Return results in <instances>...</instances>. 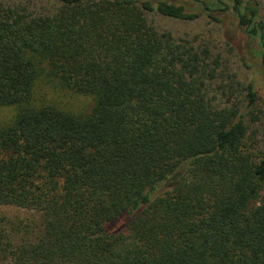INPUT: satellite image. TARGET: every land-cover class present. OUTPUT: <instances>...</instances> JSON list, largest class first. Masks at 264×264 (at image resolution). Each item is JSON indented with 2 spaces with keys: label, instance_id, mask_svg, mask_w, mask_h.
Returning a JSON list of instances; mask_svg holds the SVG:
<instances>
[{
  "label": "trees",
  "instance_id": "16d2710c",
  "mask_svg": "<svg viewBox=\"0 0 264 264\" xmlns=\"http://www.w3.org/2000/svg\"><path fill=\"white\" fill-rule=\"evenodd\" d=\"M196 2L0 3V110H14L0 122V205L42 222L19 241L0 221V264H264L256 86L230 75L215 104L219 60L149 17L194 20ZM229 2L263 49L256 3ZM42 85L93 106L46 103Z\"/></svg>",
  "mask_w": 264,
  "mask_h": 264
},
{
  "label": "rangeland",
  "instance_id": "374dc122",
  "mask_svg": "<svg viewBox=\"0 0 264 264\" xmlns=\"http://www.w3.org/2000/svg\"><path fill=\"white\" fill-rule=\"evenodd\" d=\"M19 0H0V3L13 4ZM29 7L30 11H40L51 8L56 0H21ZM229 9L218 10L220 4L215 0H200L194 4L189 3L191 9L198 13L194 20H180L150 14L154 24L163 30H167L177 40H186L195 47L209 50V62L219 60L216 66V76L207 78V86L210 97L218 105H226L222 99L220 84L227 83L230 75H235L241 83L248 84L252 81L258 91L260 100L256 112L260 115V122L254 127L257 131L258 152L264 150V48H260V38L252 39L250 33L239 27V18L234 13L231 3L225 0ZM258 6L259 18L264 29V0H253ZM204 4L213 11H207ZM214 65V64H213ZM38 98L46 103H54L59 107L76 112L87 113L93 106L92 98L84 95H75L58 91L52 86L42 85L37 94ZM13 108L0 110V122L6 121L12 116ZM0 221L6 223L10 229L12 239L19 241L35 240L42 230V222L39 214L12 205H0Z\"/></svg>",
  "mask_w": 264,
  "mask_h": 264
},
{
  "label": "flooded vegetation",
  "instance_id": "af4514ba",
  "mask_svg": "<svg viewBox=\"0 0 264 264\" xmlns=\"http://www.w3.org/2000/svg\"><path fill=\"white\" fill-rule=\"evenodd\" d=\"M197 1H200V0H197ZM228 1H229V0H228ZM219 4H220L221 6H220V8H219L218 10H223L224 7H225V9H229V5L226 3L225 0H219ZM204 7L207 9V11H213V9L208 8L207 5H205V4H204ZM252 25L254 26V24H252ZM247 27H250V24H249ZM262 29H263V27H262ZM263 30H264V29H263ZM249 33H251V32L249 31Z\"/></svg>",
  "mask_w": 264,
  "mask_h": 264
}]
</instances>
